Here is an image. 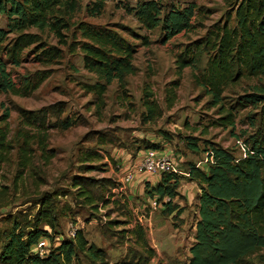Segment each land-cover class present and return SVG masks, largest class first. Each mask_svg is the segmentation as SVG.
<instances>
[{"label": "trees", "instance_id": "1", "mask_svg": "<svg viewBox=\"0 0 264 264\" xmlns=\"http://www.w3.org/2000/svg\"><path fill=\"white\" fill-rule=\"evenodd\" d=\"M196 1L138 0L133 6L124 4V7L145 29L158 28L162 40L167 41L181 31H190L194 26L192 18H196L197 10H200ZM82 2L0 0V20H5V26H0L1 93L24 96L37 89L46 78L43 71H37L36 77L23 76L21 86H16L12 77L13 68L24 61L25 51H34L35 58L45 63L62 56L59 47L43 39L44 32L52 34L71 52L81 54L83 68L96 78L94 83H88L84 88L96 94L98 106L104 104L102 96L113 81L125 89L127 76L136 73L133 60L138 44L108 24L75 19L82 10L86 16L101 14L105 0H89L85 5ZM228 3L230 10L224 22L205 37L197 39L191 55L189 52L192 49L186 46L176 59L179 71L190 67L193 81L210 97V106L217 108L219 116L213 124L231 127L234 133L238 111L250 108L242 121L248 122L247 128H241L238 135L243 138L241 156L218 143L207 141L201 147L198 137L179 136L189 151L204 153L206 161L203 166L189 160L183 162L186 178L195 182L199 189L196 195L194 239L185 264H264V0H228ZM142 39V44H148L145 37ZM201 60L205 61L203 66L200 65ZM241 81L248 82L242 93L226 102L228 89ZM177 85L174 83L175 87ZM145 97L143 119L154 120L161 114L159 107L150 91ZM24 113L32 115L33 111ZM8 116L9 112L5 110L2 119ZM26 122L38 124L39 119L27 117ZM72 123L65 118L51 126L67 129ZM184 126H188V123L185 122ZM201 132H206V129ZM46 136L45 130L42 131L41 151L45 150ZM154 136L161 141L171 140L165 131ZM5 137V132L0 130L1 160L12 148ZM97 141L99 146L114 142L113 137L103 136ZM142 144L129 153L132 159H137L140 150L161 148L160 141L150 138L144 139ZM29 150L27 143L18 147L21 167L29 160ZM84 152L80 157L83 168H98L87 163L100 160L102 156H97L99 152L92 149ZM87 178L73 176L70 184L72 194L82 203L97 209V199L103 198L104 203L110 200L107 190L111 187L101 188L98 182L93 185ZM183 178L185 175L174 172L162 173L155 183L145 181L143 194L148 200L156 201L163 215L178 218L183 209L176 199L181 197L179 187ZM62 195L66 196L67 191L43 193L32 216L17 213L9 217V224L0 230V264H108L106 251L93 242L89 243L81 229H77L72 237L55 241L59 215L70 212L68 206L57 207V198ZM125 233L136 235L141 250L134 254L136 261H123L120 264L148 262L154 250L145 239L144 229L141 226L133 230L123 229L121 235ZM40 239L52 243L44 256L34 253Z\"/></svg>", "mask_w": 264, "mask_h": 264}, {"label": "rangeland", "instance_id": "2", "mask_svg": "<svg viewBox=\"0 0 264 264\" xmlns=\"http://www.w3.org/2000/svg\"><path fill=\"white\" fill-rule=\"evenodd\" d=\"M88 1L83 0V5ZM137 1L105 0L101 14L86 16L82 10L75 17L93 24L113 26L128 40L138 44L133 60L136 73L127 76L125 89L113 81L102 96V106H98L96 94L84 88V85L94 83L96 78L83 68L81 54L68 50L52 34L44 32L42 37L62 50L60 58L45 63L35 58L34 51L27 50L21 65L13 68L12 77L17 87L21 86L23 76L34 78L37 71H43L46 78L37 89L24 96L0 92V130L5 132V141L12 147L3 160L0 159V230L9 224L11 215L27 213L28 217L32 216L43 193L64 190L67 195L59 196L56 204L57 207L68 206L70 212L59 215L55 241L72 237L77 229H81L89 243L93 242L106 251L108 264L134 262L137 260L134 254L141 250L138 239L134 233L121 234L123 229L133 230L141 226L149 247L154 250L144 264H185L190 256L189 247L194 239L197 219L196 183L190 182L186 176L181 180V197L176 202L183 212L178 218L165 216L159 207L152 208V201L143 196L146 178L154 181L153 175L137 173L134 182L120 190L123 175L129 168L133 169L137 160L132 159L129 153L146 138L160 141L161 151L181 157L177 160L181 168L177 169L181 170L182 176L186 174L182 163L185 159L199 166L206 161L204 153L189 151L180 135L198 137L201 147L207 141L218 143L241 156L243 138L238 135L241 128H247V121H242L250 108L238 111L234 133L231 127L213 124L219 115L217 108L210 106V97L193 81L190 67L182 71L177 68L176 59L186 46L192 49L191 55L195 41L224 22L230 10L228 0H197L200 10H197V17L192 18L194 26L167 41L162 40L158 28L145 29L124 7V4L133 6ZM0 26H5L4 19L0 20ZM143 37L148 44H142ZM204 63L201 60L200 65ZM174 83L178 85L175 87ZM247 83L241 81L229 88L225 101L242 93ZM148 91L161 113L150 121L143 119ZM5 110L9 116L3 120ZM24 111H33V114ZM27 117H37L39 123L27 124ZM65 118L73 121L67 129L51 126ZM185 122L188 126H184ZM205 129L206 132H201ZM44 130L47 136L45 150L41 151L40 135ZM161 131H165L171 140H157L154 135ZM101 136L113 137V144L99 146L96 143ZM22 143H27L31 149L24 167H21L18 155V147ZM88 149L98 151L97 156H102L100 160L87 163L98 168H83L80 157ZM73 176L89 177L87 179L93 185L98 182L101 188L111 187L107 190L110 200L104 203L103 198H99L97 209H92L74 198L70 185ZM51 246L52 243L48 242L47 249Z\"/></svg>", "mask_w": 264, "mask_h": 264}, {"label": "built area", "instance_id": "3", "mask_svg": "<svg viewBox=\"0 0 264 264\" xmlns=\"http://www.w3.org/2000/svg\"><path fill=\"white\" fill-rule=\"evenodd\" d=\"M177 168L178 166L173 157V153L166 151L159 153L156 150L147 149L145 154L140 155L136 160L133 169L123 176L122 185L119 188L122 190L125 185H128L133 180L137 173L148 172L162 174L165 172H180L181 174V170L179 169V171ZM151 205L155 209L157 207L156 201L153 200ZM47 246L48 241L46 239H40L34 247V253H37L39 256H44L48 250Z\"/></svg>", "mask_w": 264, "mask_h": 264}, {"label": "crops", "instance_id": "4", "mask_svg": "<svg viewBox=\"0 0 264 264\" xmlns=\"http://www.w3.org/2000/svg\"><path fill=\"white\" fill-rule=\"evenodd\" d=\"M146 150L147 149H145V150H140L139 152H138V155L140 156V155H142V154H145V152H146ZM157 152H159V153H162L163 151H161L160 149L159 150H156ZM139 156L137 157V159L139 158ZM173 157H174V159H175V161H176V163H177V166H178V168H181L180 166V164L181 163H179L177 160H181V157L179 156V155H175V153L173 154ZM186 160V159H185ZM184 160V161H185ZM183 161V162H184ZM182 162V163H183ZM130 171V168H129V170H127L126 172H129ZM138 174H141V175H145V174H148V175H153L154 176V181H152V179H150V178H146V180L148 179L149 181H151V183H155V182H157L158 180H159V178H160V174H157V173H148V172H143V173H138ZM137 175V174H136ZM136 175L134 176V177H136ZM187 175V173L185 174V176ZM133 180H135L134 178H133ZM131 181L128 185H131L134 181ZM198 191H199V189H198ZM143 196L145 197V195L143 194ZM146 199H147V197H145ZM122 201H124V200H122Z\"/></svg>", "mask_w": 264, "mask_h": 264}]
</instances>
